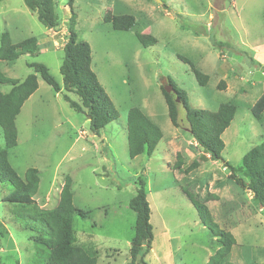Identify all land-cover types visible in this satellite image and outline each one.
Returning a JSON list of instances; mask_svg holds the SVG:
<instances>
[{"label": "rangeland", "instance_id": "rangeland-1", "mask_svg": "<svg viewBox=\"0 0 264 264\" xmlns=\"http://www.w3.org/2000/svg\"><path fill=\"white\" fill-rule=\"evenodd\" d=\"M67 1L54 0L59 26L48 30L23 0H0V35L6 32L12 44L34 37L40 47L37 54L20 53L14 61L0 62L6 78L22 81L33 74L28 65L40 63L62 84L59 68L68 36ZM73 10L77 41L90 45L91 69L119 118L94 135L88 118L72 111L61 93L37 79L38 90L16 117L17 144L7 156L20 178L29 168L39 171V188L33 197L38 207L54 208L64 177H69L73 205L90 212L91 218H73L78 244L95 245L97 264H127L135 225L128 203L141 178L146 183L153 234L152 249L143 262L206 264L218 245L181 192L188 187L200 198L215 197L207 202L212 221L236 241L226 261L264 264V211L228 179L229 171L221 162L211 161L195 148L181 104L178 127L171 125L160 89L164 83L172 93L170 81L197 110L215 112L220 104L234 105V119L222 134L221 157L232 168H240L245 153L264 139V113L260 120L250 113L264 92V0H73ZM106 11L132 15L136 25L127 32L114 31L102 20ZM136 34L149 35L156 43L144 48ZM179 57L209 77L206 86L198 85ZM9 89V84L0 85L2 93ZM133 107L160 129L162 140L150 157L143 154L130 160L126 116ZM3 145L0 129V148ZM177 156L183 170L193 161L199 166L187 175L172 172ZM237 176L244 178L241 173ZM10 191L8 184L0 182L4 234L0 264H29L33 234L12 222V205L2 202Z\"/></svg>", "mask_w": 264, "mask_h": 264}, {"label": "trees", "instance_id": "trees-1", "mask_svg": "<svg viewBox=\"0 0 264 264\" xmlns=\"http://www.w3.org/2000/svg\"><path fill=\"white\" fill-rule=\"evenodd\" d=\"M23 2L29 11L35 13L37 21L43 27L48 30L58 28L59 17L54 0ZM67 6L70 15L67 21L68 36L62 46L63 59L59 68L61 85L49 74L46 66L40 63L29 64L28 67L33 70V74L22 81L6 78L0 72V85H10L8 92H0V129L4 142L3 148H0V182L8 184L11 188V191L2 197V202L12 205L10 214L12 222L33 234L34 251L29 264H97L96 256L93 255L96 251L95 245L91 241V246L78 244L72 228L74 217H79L83 221H91V218L90 212L73 205L70 178L64 177L56 206L42 209L33 199L39 188V171L29 168L24 172L23 178H20L8 161L7 151L17 144L16 117L23 104L38 89L37 79L40 78L55 93H61L63 101L72 111L89 118V130L94 135H98L108 124L116 122L119 118L117 110L91 69L90 45L85 41H77L74 31L76 14L73 10V0H68ZM102 20L112 30L120 32L130 31L136 25L134 16L114 15L110 11L105 12ZM136 39L144 48L156 43L149 35L136 34ZM39 50L38 40L34 37L12 44L6 32L0 35V62L14 61L20 53L34 55ZM179 60L189 66L200 87L206 86L209 79L207 75L197 70L187 59L179 57ZM167 84L172 92H176L186 112L188 132L195 143V148L206 154L211 161L221 162L229 171L228 179L248 192L255 208L264 211V139L245 153L240 168H232L222 160L221 154L224 149L222 134L234 119L235 106L230 103L220 104L215 112L193 109L187 104L183 92L177 91L170 81ZM160 89L168 109L169 121L177 128L178 105L164 84ZM70 95H74L77 101L72 100ZM250 113L254 119L260 120L264 113V92L253 103ZM126 140L130 160L143 154L150 157L162 140V133L140 109L133 107L128 110L126 116ZM180 158L177 156L178 162L173 164L172 172L187 175L199 166L198 162L193 161L183 170ZM237 173H241L244 178L238 177ZM145 186L143 179L137 180L135 193L128 203L129 209L135 213V225L127 264H145L142 258L152 249L153 234ZM181 192L196 211L200 224L212 238H215L214 242L218 245L206 264H234L226 261V258L236 245V241L230 232L220 229L212 221L207 208V202L214 200L215 197L208 195L200 198L188 187H182ZM3 236L0 231V239Z\"/></svg>", "mask_w": 264, "mask_h": 264}, {"label": "water", "instance_id": "water-1", "mask_svg": "<svg viewBox=\"0 0 264 264\" xmlns=\"http://www.w3.org/2000/svg\"><path fill=\"white\" fill-rule=\"evenodd\" d=\"M164 83H162V85H163ZM170 95H171V98L174 100V102L176 103V105H179L180 104V102H179V100H178V96H177V94H176V92H172V93H170ZM89 119V118H88Z\"/></svg>", "mask_w": 264, "mask_h": 264}, {"label": "crops", "instance_id": "crops-1", "mask_svg": "<svg viewBox=\"0 0 264 264\" xmlns=\"http://www.w3.org/2000/svg\"><path fill=\"white\" fill-rule=\"evenodd\" d=\"M37 90H38V89H37ZM37 90H36V91H37ZM31 96H33V94H32ZM31 96H30V97H31ZM30 97H29V98H30ZM29 98H28V99H29ZM70 127H71V126H70ZM68 129H69V127H68V124H67V129H66V131H68ZM73 143H77V142L74 141V142H72V144H73Z\"/></svg>", "mask_w": 264, "mask_h": 264}]
</instances>
